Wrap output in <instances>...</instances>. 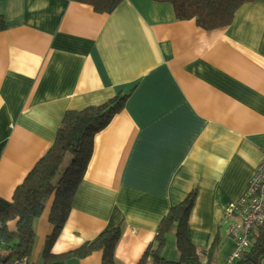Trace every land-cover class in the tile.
Returning <instances> with one entry per match:
<instances>
[{"label": "crops", "instance_id": "0c3cea01", "mask_svg": "<svg viewBox=\"0 0 264 264\" xmlns=\"http://www.w3.org/2000/svg\"><path fill=\"white\" fill-rule=\"evenodd\" d=\"M0 17V198L45 155L66 111L126 94L94 137L51 253L122 225L114 259L137 264L169 208L195 191L188 239L199 253L218 240L211 264H228L229 210L264 158V0L212 30L150 0H124L110 14L71 0H0ZM51 203L34 221L29 264H44ZM163 256L178 258L172 234ZM101 260L95 251L46 264Z\"/></svg>", "mask_w": 264, "mask_h": 264}, {"label": "trees", "instance_id": "16d2710c", "mask_svg": "<svg viewBox=\"0 0 264 264\" xmlns=\"http://www.w3.org/2000/svg\"><path fill=\"white\" fill-rule=\"evenodd\" d=\"M71 1L86 4L96 13L110 14L124 0ZM150 1L168 3L176 19H193L202 29L212 30L231 24L241 5L257 0ZM4 27L3 18L0 17V30ZM126 99V94H118L104 103L65 112L45 155L15 188L9 201L0 198V264H14L23 258L29 259L34 244L33 224L49 198L52 203L48 221L53 229L46 238L42 252L44 264L85 258L95 251L102 253L101 264H117L114 251L122 225L107 229L95 240L61 255L52 254L51 247L67 221L76 189L91 159L95 135L124 108ZM194 200L195 191H192L180 204L169 208L159 223L154 239L145 248L137 264H182L188 260L211 264L219 246L218 240L213 242L208 251L199 253L188 239L187 222ZM11 222L14 223L13 228L8 226ZM171 234L178 253L177 260L163 256ZM249 243L235 264H261L264 257V224L253 231Z\"/></svg>", "mask_w": 264, "mask_h": 264}, {"label": "built area", "instance_id": "2783aa9c", "mask_svg": "<svg viewBox=\"0 0 264 264\" xmlns=\"http://www.w3.org/2000/svg\"><path fill=\"white\" fill-rule=\"evenodd\" d=\"M228 214L235 216L236 220L226 229L227 237L234 244L227 262L235 264L249 247L253 231L264 224V158L253 174L247 192ZM14 264H29V260L23 258Z\"/></svg>", "mask_w": 264, "mask_h": 264}, {"label": "rangeland", "instance_id": "374dc122", "mask_svg": "<svg viewBox=\"0 0 264 264\" xmlns=\"http://www.w3.org/2000/svg\"><path fill=\"white\" fill-rule=\"evenodd\" d=\"M174 247H175V244H174ZM176 250V249H175Z\"/></svg>", "mask_w": 264, "mask_h": 264}]
</instances>
